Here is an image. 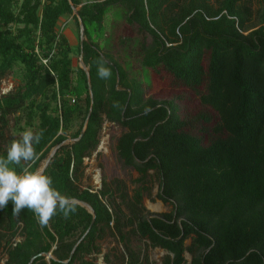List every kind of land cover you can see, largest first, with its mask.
I'll return each mask as SVG.
<instances>
[{
    "label": "trees",
    "instance_id": "1",
    "mask_svg": "<svg viewBox=\"0 0 264 264\" xmlns=\"http://www.w3.org/2000/svg\"><path fill=\"white\" fill-rule=\"evenodd\" d=\"M260 1L254 10L251 0H0V78L16 66L21 71L20 83L0 95V157L19 139L9 134L10 121L22 130V119L26 125L37 119L33 132L41 135L30 170L59 145L43 172L61 194L88 203L95 214L76 203L67 217L57 211L42 226L31 210L13 215L9 201L0 208L3 264H28L40 253L31 264H96L90 255L108 235L122 251L112 247L106 264H150L133 237L162 249L160 264H264ZM108 13L131 31L112 45L104 43ZM65 15L78 31L79 21L83 25L77 50L89 81L57 30ZM101 60L111 70L107 79L97 73ZM149 70H164L212 109L214 136L207 144L187 130L177 99L146 95ZM211 119L206 113L195 118ZM105 122L124 129L115 151L138 173L131 191L120 178L102 181L97 190L81 186L84 158L97 148ZM24 166L10 165L18 173ZM153 181L169 211L146 212L143 197Z\"/></svg>",
    "mask_w": 264,
    "mask_h": 264
},
{
    "label": "rangeland",
    "instance_id": "2",
    "mask_svg": "<svg viewBox=\"0 0 264 264\" xmlns=\"http://www.w3.org/2000/svg\"><path fill=\"white\" fill-rule=\"evenodd\" d=\"M260 2V0H251L252 8L254 10L257 9ZM254 21H256V19ZM57 30L66 36L72 47L71 57L73 65H79L81 67L82 61L77 50V46L80 42V35L77 24L72 16L65 15L61 17L57 23ZM104 31L106 36L104 43L106 42V44L109 45L114 44L120 37L128 35L131 32L130 28L124 24L123 18L116 16L114 13H108V16L105 17ZM136 68L138 67L136 66ZM20 79L21 71L17 69V66L14 67L13 70H8L0 78V95L13 90L20 83ZM146 81L148 82L146 83V95L153 96L156 99H177L176 102L179 106L180 116L190 122L187 130L202 136L203 144H207L214 136L212 127L215 122V114L212 109L203 106L199 102L198 95L194 91L175 83L172 76L164 70L158 72L153 70L147 71ZM202 113L211 116L212 119L210 123L204 124L200 120H195V118ZM37 124V119H34L31 125L24 124V119H22L19 125H21L23 129L20 130L14 125L13 120H11L9 124V134L13 137L20 138L25 130L30 129L33 131ZM123 130L121 126L115 123L105 122L103 124L97 148L84 159L85 169L81 179V186L83 188L91 187L93 190H97L101 187L102 181H109L113 178L124 180L129 191L137 185L133 183V179L138 176V173L131 167L123 166L116 155V139ZM149 172L152 173L151 170ZM151 185L150 194H145L143 197V206L146 212L149 214H156L169 211L171 205L164 204L157 198V182L153 181ZM188 242L189 241H187V243ZM99 244L101 251L97 254L90 255L96 264H106L103 259L104 254L109 251L111 252L112 247H117L122 251V245L117 241L116 237H112L111 235L106 236ZM132 245L135 249H142L148 254L150 264H160L161 258L165 253L158 247H146L143 240L140 241L134 237L132 238ZM185 257L188 260L191 258L189 253H186ZM4 260L5 255L0 253V264H3Z\"/></svg>",
    "mask_w": 264,
    "mask_h": 264
},
{
    "label": "clouds",
    "instance_id": "3",
    "mask_svg": "<svg viewBox=\"0 0 264 264\" xmlns=\"http://www.w3.org/2000/svg\"><path fill=\"white\" fill-rule=\"evenodd\" d=\"M105 61L98 64L97 73L101 79L111 76L110 68L104 67ZM40 133L25 130L19 139H14L7 149L6 157H0V208L9 201L13 203V215H19L23 209L35 213L38 222L44 226L57 214L67 217L76 210L74 197L61 194L52 186V179L42 170H30V162L37 159L34 144L39 143ZM24 163L21 172L10 165Z\"/></svg>",
    "mask_w": 264,
    "mask_h": 264
},
{
    "label": "water",
    "instance_id": "4",
    "mask_svg": "<svg viewBox=\"0 0 264 264\" xmlns=\"http://www.w3.org/2000/svg\"><path fill=\"white\" fill-rule=\"evenodd\" d=\"M73 12H74L75 14H77V9L74 8V7H73ZM79 28H80L79 35H80V43H81V42L85 39L84 36H83V25H82L81 21H79ZM81 61H82V59H81ZM81 68L85 71V74H86L87 80L89 81V72H88V68L84 65L83 62H82ZM89 89H90V86H89ZM90 96H91V99H92L91 91H90ZM81 133H82V132H81ZM79 137H80V135H79ZM79 137H78V138H79ZM78 138H76V139H67L65 142H74V141H76ZM58 146H59V145L53 147V148L49 151L48 156H47L46 159L44 160V162H43V164H42L40 170L44 171L45 167L47 166L48 162L50 161L51 157H52L53 154L55 153V151H56V149L58 148ZM75 202L78 203V204H80V205H82V206H84V207L88 210V212H90V213L92 214V217H94V215H95V214H94V211H93L92 207H91L88 203H86V202H82V201H78V200H75ZM75 246H76V245H75ZM74 248H75V247H73L72 251L70 252V254H69V256H68V259L65 260L64 262H67V261L71 258L72 254H73V251H74ZM39 255H43V253H40V254H38V255H36V256H39ZM36 256H33V257L30 259V261L28 262V264H31V262L35 259ZM45 257H47L46 259L49 260V259L51 258V251L45 253Z\"/></svg>",
    "mask_w": 264,
    "mask_h": 264
},
{
    "label": "built area",
    "instance_id": "5",
    "mask_svg": "<svg viewBox=\"0 0 264 264\" xmlns=\"http://www.w3.org/2000/svg\"><path fill=\"white\" fill-rule=\"evenodd\" d=\"M71 101H74V99H71ZM85 159V158H84Z\"/></svg>",
    "mask_w": 264,
    "mask_h": 264
}]
</instances>
